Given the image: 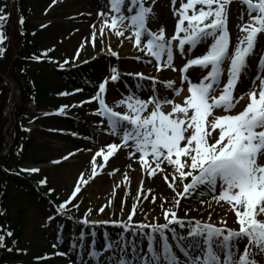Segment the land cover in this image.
Listing matches in <instances>:
<instances>
[{"label":"snow or ice","instance_id":"6c2138e0","mask_svg":"<svg viewBox=\"0 0 264 264\" xmlns=\"http://www.w3.org/2000/svg\"><path fill=\"white\" fill-rule=\"evenodd\" d=\"M57 2L51 0L52 5ZM233 2L180 0L179 8H176V0H171L172 14L176 18L171 36L166 34L164 26L156 31L149 27L150 22L157 19L154 11L156 0H106L109 11L97 13L103 18L99 29L101 37L107 29L116 37L127 39L139 51L154 58L155 63L148 62L156 72H179L180 85L177 86L175 80H161L143 72L128 73L138 80L153 82L145 93L146 98L132 92L115 102L124 111L116 110L106 102L109 78L105 77L98 83L95 94L80 102L81 105L91 101L98 103L95 114L106 118V130L116 140L108 142L91 157L92 176L85 179L83 173L80 174L69 198L59 206L58 214H66L68 205L81 193L82 187L102 174L110 158L121 150H126L124 154L130 160H137L146 176L155 178L159 174L174 193V199L170 202L172 206L165 208L169 201L162 197L160 208L166 221L163 224L159 223V218H155L156 222L147 221L146 215L139 222L133 219L141 196L144 200L150 196L152 203L156 201L152 189H147L145 194L143 180L126 220H90L93 210L89 207L77 223L88 226L93 239L87 244L77 240L71 246L73 251L77 247L81 250L78 255L82 264L85 255L96 264H264V75L260 74L264 72V56L258 61V72L252 77L250 87L237 92V85L243 86L242 76H247L249 57L254 53L257 38L264 35V0H236L246 6L248 19L245 21L243 15L240 16L242 22L236 26L242 35L234 43L229 31V8ZM6 19L4 8L0 7V25ZM19 23H24L23 18ZM91 27L94 30L86 43L95 47L97 31L95 25ZM5 39L0 31V45ZM198 45L206 46L204 53L188 58ZM120 46L123 47V39ZM83 47L80 45V50ZM80 50L75 53L76 59H79ZM4 52L5 48L0 46V57ZM109 55L120 58V52L116 50L110 51ZM176 55L184 58L182 65L175 63ZM32 59L40 60L41 57ZM193 68L203 72L196 82L189 74ZM121 78L119 70L113 67L111 82H119ZM156 82L164 84L171 96H160L155 88ZM185 84L186 94L182 95ZM136 87L143 89L141 84ZM245 96L248 98L246 106L233 114ZM177 97H180L179 101ZM67 107L62 105L58 112L64 114ZM217 110L223 114L217 115ZM73 155L69 152L61 159L67 160ZM97 157H102V164H97ZM131 167L129 164L128 168ZM22 171L36 173L40 170L33 167ZM117 171L119 168L109 175ZM122 175L121 184L130 185L127 172ZM178 182L182 191L177 190ZM39 183L46 184L47 179ZM119 187L120 184L114 185L112 198L99 207V213L113 203ZM130 194L129 187L122 200L121 214ZM195 196L201 198L200 204L209 207L212 201L227 205L238 227H229L226 218L218 224L212 223L211 213L207 222L180 217L181 201ZM72 207L78 211L79 203L72 204ZM48 219L54 217L49 216ZM97 225L120 229L115 240L111 233L104 232L102 249L97 248L95 239ZM5 235L11 237L13 233L7 231ZM5 235H0V247L11 252L13 248L5 243ZM86 235L82 234L79 239ZM105 252L110 253L106 259L103 258ZM55 255L67 256L68 253L57 252ZM69 264L74 262L69 260Z\"/></svg>","mask_w":264,"mask_h":264},{"label":"rangeland","instance_id":"374dc122","mask_svg":"<svg viewBox=\"0 0 264 264\" xmlns=\"http://www.w3.org/2000/svg\"><path fill=\"white\" fill-rule=\"evenodd\" d=\"M19 1L20 0H0V7L4 8V13L7 15V19L1 26L5 29H7V27L9 28L5 36V43L0 45L5 48V52L0 58L7 57V59L2 62L0 68V89H2V86L5 88L3 94L4 98H2L3 96L0 98V104L3 105V111H0V125L3 126L0 132V155H8L12 151V146L15 145L13 143L14 139L22 141L24 145L28 144V146H32L29 158H20L17 168L22 173H24L22 169L38 168L40 170L39 172L27 173L36 178V180L32 182L35 186V190H39L43 192V194L40 193V196L31 202L26 209L27 224L23 229L24 235L18 244L20 251L23 250L21 251L23 257L15 262L19 264H36V260H39L37 258H40L41 254H47V259L41 261V264H69V260H72L74 256H79L78 247L73 251L71 249L72 244L77 240L80 242L81 240L79 238L82 234H87L84 238L85 241L86 239H90V241L93 239L91 231H89L90 228L78 224L77 220L83 218L89 207L93 210L89 216L91 220L96 218L100 220L103 219L104 221L113 219L126 220L142 180L144 181L145 194L147 195V189H152V194L156 196V201L152 203L150 202V196L148 200H144L143 196H141L137 215L133 218L134 221L139 222L144 220L146 215L147 221L156 222L155 218H159V223L163 224L166 222L160 208L162 197L168 199L169 203H165L164 205L165 208H168L172 206L170 202L174 199V193L167 187L165 181L159 174L157 176L162 180V182L159 183L167 187V192L155 190L154 187L161 186L158 182L157 186L152 184L153 182L156 184L157 177H148L142 170L140 172L135 171L131 174L127 173L130 185L121 184V181L124 179L122 174L126 172V168H124L123 165L120 166L116 164L119 153L115 157L110 158L108 166L103 169L102 174L90 180L87 186L82 187L81 193H79L77 198L68 205L66 214H58L57 210H55V208L60 205V201H66L69 198L81 173H83L85 179L92 176L91 157L95 152L101 147H104L108 142L116 140V138L112 137L106 130V118L99 117L95 114L98 103L96 101H91L81 105L80 102L87 101L89 97L94 95L97 91L98 83L101 82L103 78L108 77L109 84L107 85V92L105 94L106 102L109 106L115 107L116 110L124 111L122 107L116 106L115 102L117 100L132 92L139 94L142 98H146L145 93L148 91L139 92L140 88H137L136 85L142 84L143 82L150 83V86L153 84L152 81L138 80L134 78V76L128 75V73L143 72L142 68H147L146 66H151V69L156 70L152 63L148 62L151 60L155 63V61L154 58L147 56L145 53L139 54V50L133 43L127 39L116 37L115 34L109 33L107 29H105V35L103 37L99 35V29L103 18L98 16L97 13L99 11H109V8L106 6V0H104L103 10V6H99L100 8H96V6L91 9L89 7H92L90 3L91 0H58L55 5L51 4V0H42L38 3L36 0H25L26 17L23 19L24 22L41 30L42 33L36 45L38 53L41 51H52L53 54H38L37 56L41 57L43 60L55 59L58 62L57 67L62 70L57 71L58 69H54V67L51 68L52 66L48 63H42L41 67H36L34 64L25 66L24 69L29 74V78L26 77V74L23 82L27 84L31 91L27 89V95H23V93H20L21 90L18 89L19 85L15 82L14 72L11 71V65L18 52L17 47L20 42L17 32L22 28V24L19 23L22 18ZM179 5L180 0H176L175 7L179 8ZM83 9L91 10L87 13L88 10L85 11ZM245 9L246 6L236 2V0H234L229 8V31L233 43L238 36L242 35L236 26L242 22L240 16L243 15L245 21L248 19ZM154 11L157 19L149 24L152 30H158L161 26L166 28L165 19L167 15L170 21L169 26L174 27L176 18L172 14L171 0H156ZM89 14H91L92 17H89ZM52 23H59L57 25V32H50ZM83 24L86 30L80 32L79 26H84ZM41 25H47V27H41ZM92 25L96 26L95 31H97L95 47H93L91 43H86L87 40H90L91 32L94 30L91 27ZM173 33V31L166 32L168 36H171ZM122 39L123 47L120 46ZM82 44L84 47L80 50V45ZM205 47V45H202L201 50L203 52L205 51ZM78 50H80V56L79 59H76L75 53ZM112 50L120 52L119 59L109 55V52ZM196 56H198V54ZM261 56H264V35L258 36L257 38V45L254 49V53L249 57L248 77L242 76L243 86L238 84L237 92L246 91L248 87H250L252 77L258 72V61ZM192 57L195 56H190L189 53L188 58ZM65 61H68V63L65 64ZM85 61H88V63H85ZM184 61V58H181L179 55L175 56V63L178 66ZM61 65H63V67H61ZM37 66H39V64H37ZM113 67L117 69L121 67L120 73L122 78L119 82H111L110 80L111 69ZM51 71L52 73H50ZM78 72L82 74L77 75ZM68 73L71 74L70 77L67 76L69 75ZM174 73H176V77L180 75L179 72ZM197 74L201 76L203 72L200 71ZM260 74L264 75V72ZM226 75L225 72V79ZM149 76H158L161 79L158 72L154 73V75L150 74ZM161 80L167 79L164 78ZM49 82L52 87L57 86L58 88L62 87V89L56 91L55 87H53L52 93L44 96L45 101H43L44 103L40 107L35 101L31 100L33 97H39V94L34 93V87L36 85L39 88H44ZM176 83L177 86L180 85V82ZM258 84L259 81L257 80V85ZM6 85H8V89ZM186 87L187 85L185 84V93H182V95L186 94ZM155 88L158 90L160 96H171L170 90L166 89L164 84L156 82ZM76 89H82V91L76 92ZM62 92H68L70 95H59V93ZM176 99L179 101L180 97ZM247 100L248 98L245 96L234 109L233 114L243 110ZM25 101L27 104L24 103ZM20 102H23L21 111L20 109L18 110ZM62 105H68L64 114L58 112V109ZM17 114H19V117ZM216 114L219 115L223 113L217 110ZM101 121H104V123H101ZM18 127H20V129ZM26 129H30V131ZM72 133H76V135H72ZM100 135H103L102 140L97 139V136ZM57 139L61 140L60 145L64 148L54 149L52 141ZM23 144L17 147L18 151L19 148L20 150L23 149ZM67 144L69 146H67ZM9 148L11 150L7 153ZM77 149H79V151H77ZM69 152H73L74 155L69 157L66 161H60L61 157L66 156ZM78 153L89 155V165L84 171L80 172L78 169L72 174L70 173L71 165ZM119 157L121 158V156ZM56 161L59 162L56 163ZM102 163V157H97V164ZM116 168H119V171L109 175V173H112ZM97 170L100 171L99 169ZM45 178L47 179V183L40 184L39 182ZM69 178H71L70 181ZM190 180L191 178H189L188 182H190ZM116 184H120V187L116 189L113 203L105 208L103 213H99V207L108 203L109 199L112 198V192ZM129 187L131 194L128 196L126 204L123 207V214H121L122 200ZM176 187L177 190L182 191V185L179 182L176 184ZM50 189L54 191H49ZM105 189L107 190L103 192ZM39 191H37L38 194ZM200 199L199 196H195L191 199L182 200L181 203L183 202L188 206H184L183 210L179 209L178 215L185 219H196L207 222L209 214L211 213L212 223L218 224L222 217H229L228 226L233 229L238 227L234 222L235 216L231 211L227 210V205L221 206L215 201H212L211 207L205 210L206 204H200ZM77 203H79L78 211L76 208L72 207V204ZM18 208L19 203L15 202L11 204L10 213L12 216L17 214L16 211H18ZM223 209L227 210L226 214L223 212ZM49 216L54 217V219L49 220ZM104 226L103 229H95L98 233L95 238L97 240L98 249L102 248L103 242L99 240H103L104 232H110V229L114 228L111 225ZM116 229V232L120 231L119 228ZM53 245H56V247L54 248ZM70 251L72 254L69 253ZM57 252H67L68 255H55ZM257 259L259 260L260 257H257ZM74 264L80 263L74 262Z\"/></svg>","mask_w":264,"mask_h":264},{"label":"trees","instance_id":"16d2710c","mask_svg":"<svg viewBox=\"0 0 264 264\" xmlns=\"http://www.w3.org/2000/svg\"><path fill=\"white\" fill-rule=\"evenodd\" d=\"M24 3L25 0L19 1L20 13L22 12V16L26 17ZM21 27L22 28L17 32L18 38H20L17 47L19 57L14 59L15 61L11 71L14 72L15 81L18 82L19 85L21 84L23 95H27V89H29L28 91L31 90L27 84L23 82L25 76L24 68L29 64L32 65V60L29 59L38 55V48L36 45L40 40L41 31L36 30L30 24H27V22L23 23ZM8 29L7 27V29L3 28L2 30L7 34ZM5 59H7L6 56L2 59L0 58V68ZM7 86L8 85H6V87ZM52 88L50 82L47 86H44V88H39L38 86L35 88V92L39 94V97L36 99L39 106L43 105V101H45L44 96H46ZM4 91L5 88L2 86L0 98L3 96ZM2 98H4V96ZM24 103L27 104L26 101ZM22 104L23 102H20V107H18L20 111L22 109ZM0 111H3L2 104H0ZM23 113L22 115L24 116ZM17 115L19 117V114ZM20 127L18 128L20 129ZM2 128L3 126L0 125V132ZM14 141L13 143L15 145L12 146L14 149L12 148V151L8 155H4L0 158V235H5L7 231L13 233L11 237L5 235V243L8 247L13 248V250L9 252L5 248L0 247V264H16L15 261L23 257L18 244L24 235L23 229L26 225L27 217L26 209L31 202L40 196L37 192L38 190H35V186L32 183L36 178L25 172H20L17 168L20 158H29L32 146H28V144L24 145L22 141H18L17 139H14ZM22 144L23 149L20 150L19 148L18 151L17 147L22 146ZM15 202L19 203V208L18 211H16L17 214L12 216L10 213V206Z\"/></svg>","mask_w":264,"mask_h":264},{"label":"bare ground","instance_id":"6f19581e","mask_svg":"<svg viewBox=\"0 0 264 264\" xmlns=\"http://www.w3.org/2000/svg\"><path fill=\"white\" fill-rule=\"evenodd\" d=\"M37 1V3L38 2H40V1H42V0H36ZM91 5H92V7L91 6H89L91 9H93L94 7H96V8H100L99 6H103L102 7V10L104 9V0H91ZM91 9H83V10H85V11H87V13L91 10ZM101 10V9H100ZM73 13H76V12H73ZM82 14V13H81ZM89 17H92L91 16V14H89ZM165 22H166V24H165V26H166V28H165V31L166 32H174V27H170L169 25H170V21L168 20V15H167V17H166V19H165ZM59 23H52V27H50V32H57L58 31V29H57V25H58ZM82 25V24H81ZM79 26V28H80V32H83V31H85L86 30V27H85V25L84 26ZM62 26V25H61ZM62 27H65V26H62ZM170 27V28H169ZM201 46V47H200ZM201 48H202V45H198L197 46V48H196V50L195 51H193V52H191L190 53V56H196L197 54L198 55H201L202 53H204L202 50H201ZM197 52V53H196ZM139 54H143L144 52H141V51H139L138 52ZM183 63V62H182ZM182 63H181V65H182ZM147 68H142V71H143V73L145 74V75H147V76H149L150 74L151 75H154V73H156V70H154V69H151V66L150 67H148V66H146ZM119 70L121 69V67L120 68H118ZM201 70L199 69V68H193V69H191L190 71H189V74H190V77H191V79L193 80V82H196L197 80H198V74L197 73H199ZM160 74V76H161V79H172V80H175L176 82H180V75H178V77H176V73H174V72H172V71H168V70H166V71H164V72H160L159 73ZM192 74V75H191ZM246 77H248V76H246ZM134 78H136V77H134ZM146 81V80H145ZM141 85H143V89H139V92L141 91V92H145V91H149V89H150V83H148V82H143ZM88 131H90V130H88ZM92 133V132H91ZM88 138H90V137H88ZM88 138H86L87 140H90V139H88ZM102 138V137H101ZM98 139V138H97ZM60 141L61 140H59V139H57V140H55V141H52V143H53V145H54V149L56 150V149H61V148H64V147H61V145H60ZM67 146H69L68 144H67ZM124 150H121L120 152H118L119 154H118V159H116V164H118V165H120V166H122L123 165V167L124 168H126V172L127 173H129V174H131V173H133V172H135V171H138V172H140L141 170H142V167H141V165L137 162V160H129V158H127L126 156H125V154H124ZM119 156H121V158L119 157ZM88 159H89V155L88 154H81V153H78L77 154V157L73 160V164L71 165L72 167H71V169H70V173H74L76 170H80V172L81 171H84L87 167H88V165H89V161H88ZM72 160V159H71ZM129 164H131L132 165V167H131V169H129L128 168V165ZM143 172V171H142ZM140 178V177H139ZM70 179L71 178H69V181H70ZM101 182V181H100ZM157 182H158V184H160L159 182H162V180L160 179V178H158V176H157V179H156V184L153 182L152 184H154V186L156 185L157 186ZM161 186H157V187H154L155 188V190H159V191H166L167 192V187L165 186V185H162V184H160ZM166 187V188H165ZM107 189H105L103 192H105ZM198 197V196H197ZM173 198H174V196H173ZM208 199H210V198H208ZM184 206H188L187 204H184L183 202L181 203V205H180V208L179 209H181V210H183V207ZM206 207H205V210H206V208H208L209 206L206 204L205 205ZM200 211V210H199ZM223 212H225V214H226V212H227V210L226 209H223ZM225 217H222V219H224ZM227 219V222L230 220V218L228 217V218H226ZM116 228H111L110 229V232L109 233H111L112 234V239L113 240H115L116 239ZM109 231V230H108ZM178 231H183V230H181V229H179ZM99 241H101V242H103V240H99ZM87 244V243H86ZM102 247H103V245H102ZM97 248H98V244H97ZM102 249V248H101ZM69 253H71V251L69 252ZM72 254V253H71ZM110 253H107V252H105V254H104V259H106V257L109 255ZM71 256V255H70ZM78 257V256H77ZM73 257V259H76V260H80L79 262H80V264H82V262H81V259H80V257ZM86 258V259H85ZM76 260H74V261H76ZM83 264H96V262L94 261L93 262V259L91 258V257H89L88 258V255L86 256H84V261H83Z\"/></svg>","mask_w":264,"mask_h":264}]
</instances>
